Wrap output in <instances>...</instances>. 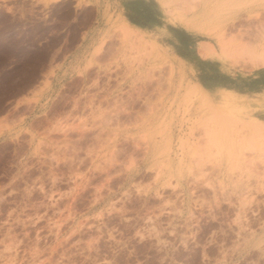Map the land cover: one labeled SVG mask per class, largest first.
<instances>
[{
    "label": "rangeland",
    "instance_id": "1",
    "mask_svg": "<svg viewBox=\"0 0 264 264\" xmlns=\"http://www.w3.org/2000/svg\"><path fill=\"white\" fill-rule=\"evenodd\" d=\"M239 1L196 37L224 76L93 1L0 0V264H264V0Z\"/></svg>",
    "mask_w": 264,
    "mask_h": 264
},
{
    "label": "crops",
    "instance_id": "2",
    "mask_svg": "<svg viewBox=\"0 0 264 264\" xmlns=\"http://www.w3.org/2000/svg\"><path fill=\"white\" fill-rule=\"evenodd\" d=\"M69 0H57L52 4H59L61 2H66ZM73 4H80L81 0H72ZM86 1V0H85ZM89 4L95 7L93 4H100L98 10L99 22L102 24L106 23V19L109 14L115 13L119 14L120 19L133 31L137 32L141 37L152 43L154 46L159 47L163 52L170 57L175 54L176 50H183L187 47L191 50L192 55L189 57H180L183 65L186 67L187 71H199L200 66L205 64L210 66H216L217 72L224 76H229L232 72L229 71L220 60L217 59L216 54L209 52L207 42L197 39L198 33L189 31L184 27L174 23L172 21L169 10L163 8L160 4L168 3L167 0H90ZM239 13V12H238ZM191 42L189 46L185 43V47L182 45L184 42ZM202 49L210 53L208 57H204L201 54ZM211 55V57H210ZM188 56V55H187ZM211 87H220L221 90L218 92L219 95H222L223 91L235 88H224L219 85H207L206 88L210 92ZM263 91L264 87L260 90ZM241 95H248L249 98L247 102L251 103V96L246 93H241ZM259 92V93H260ZM213 96V94H211ZM259 95V94H258ZM214 97H216L214 95ZM258 98V97H257ZM246 102V101H245ZM264 114V113H263Z\"/></svg>",
    "mask_w": 264,
    "mask_h": 264
},
{
    "label": "bare ground",
    "instance_id": "3",
    "mask_svg": "<svg viewBox=\"0 0 264 264\" xmlns=\"http://www.w3.org/2000/svg\"><path fill=\"white\" fill-rule=\"evenodd\" d=\"M56 1V0H54ZM168 1V0H167ZM239 1V0H238ZM238 1L237 0H201V6H200V10L199 11H193V8L195 7L194 4H193V8L191 9L193 12H190V13H187L189 12L188 10H184L183 12H178V13H172L169 14L171 15L172 17V21L180 26H182V28L184 27L185 29L189 30V31H192V32H195V33H199V34H203V35H209L210 31H207L208 28L206 29L207 26L210 25V23H212L215 19H219V17L223 14L224 15V12L226 14V12L228 10L232 11L234 7H236L238 4ZM240 2V1H239ZM161 5H164L165 6H169V4H161ZM171 6L173 4H170ZM245 5V4H242V6ZM176 6V5H174ZM179 7V6H178ZM198 7V6H197ZM240 7H241V4H240ZM239 5L237 6V10L238 8H240ZM188 8V7H187ZM190 8V7H189ZM178 9V8H177ZM180 9V8H179ZM186 9V8H185ZM195 9V8H194ZM191 15V16H190ZM225 17V16H224ZM223 17V19H224ZM218 21V20H217ZM212 26V25H211ZM214 26V25H213ZM223 27V26H222ZM211 31L213 29H210ZM38 91V90H37ZM79 105V104H78ZM147 105V104H146ZM217 110V108H216ZM126 111V110H125ZM117 112V111H116ZM222 113V112H221ZM225 114V112H224ZM222 114V115H217V114H211L210 117H208V121L207 123H205L203 126L205 128L209 127L210 125H212L211 123L215 122L216 123L218 122L219 125L220 123H223L225 125V121L222 122L221 119L225 120L226 116ZM224 115V116H223ZM227 115V114H226ZM117 117V116H116ZM231 119V118H230ZM220 120V121H219ZM37 121V120H36ZM232 121V120H231ZM227 123V122H226ZM220 125V129L217 128V131H214L212 132L213 133V144L215 145H218V149H219V153L221 155H225L228 159V161L233 157L232 156V139L229 138L227 135H224L223 134V127L222 125ZM56 125V124H55ZM218 125V127H219ZM59 127V126H58ZM57 128V127H56ZM264 129V124L260 123L259 121H255L253 123V125L250 126L249 130H250V133L251 134H255L257 135L259 133L260 130H263ZM65 131V130H64ZM63 131V132H64ZM211 131V129H210ZM262 132V131H261ZM209 134V132L207 133ZM211 134V132H210ZM236 134V133H235ZM206 136V135H205ZM207 137H210V136H207ZM252 136H250V138H248V140L250 141V143L252 142L251 139ZM254 139H258V137H253ZM52 139V138H51ZM244 139V138H243ZM212 140V139H211ZM51 141V140H50ZM236 141V140H235ZM242 141V140H240ZM147 144H148V147H149V151L146 153V159H151L153 157H156V156H165V155H168V152H169V143L168 142H155L153 140L152 137H148L147 140H146ZM238 142V141H237ZM258 142V140H257ZM136 143V142H135ZM262 144V143H261ZM146 148V147H145ZM145 152V151H144ZM234 152V151H233ZM131 154V153H130ZM218 154V153H217ZM239 159V158H238ZM166 160V159H165ZM150 161V160H149ZM111 166V165H110ZM233 166V165H231ZM113 168V167H112ZM116 169V168H115ZM119 171V170H118ZM109 175V173H108ZM109 181V180H108ZM108 183V182H107ZM95 189V188H94ZM98 193V192H97ZM95 194V193H94ZM95 200H97V198L95 197L94 198ZM94 201V200H93ZM96 204V203H95ZM9 249V248H8ZM12 249V248H11ZM55 249V248H54ZM10 251V250H9ZM52 251V250H51ZM53 252V251H52ZM15 253V252H14ZM51 256V254H50ZM10 258V257H9ZM10 261V260H9ZM14 261V260H13ZM51 262V261H50ZM49 262V263H50ZM45 263V262H44Z\"/></svg>",
    "mask_w": 264,
    "mask_h": 264
}]
</instances>
